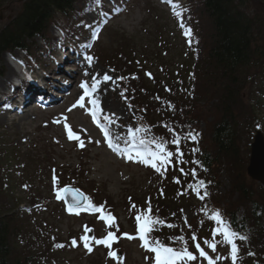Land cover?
I'll list each match as a JSON object with an SVG mask.
<instances>
[{"label":"rangeland","instance_id":"1","mask_svg":"<svg viewBox=\"0 0 264 264\" xmlns=\"http://www.w3.org/2000/svg\"><path fill=\"white\" fill-rule=\"evenodd\" d=\"M78 1L76 0L72 7H75V4L78 8L85 6L84 3L80 5ZM88 1H93L92 8L79 18L84 20V24L74 22L79 26V31L77 38L71 39L70 43H73L74 48H77L80 53L82 50H79V47L83 46V43L86 42L87 46L91 45L90 50L86 52L90 53L89 57H92L90 64L96 61L92 54L95 49L97 51L95 54L98 53V48L99 53L102 54L101 59L95 56L99 60V63L96 62L99 65L101 63V68L109 71V88L105 91V96L122 111L119 118L114 117L112 113L103 116L112 122L115 130H122L119 134L123 140L129 138L124 130L127 127L134 130L140 126L146 130L144 131L146 136L155 140H157L155 137L157 135L152 129L159 130L160 135L166 139V151L172 154L174 164L176 162L180 166L185 163L186 150L188 163L185 169L187 171L180 172V175L179 171L175 170L166 173L158 172L154 171L151 163L146 165L136 159L125 161L123 157L118 159L108 152L103 145L99 131L89 121V107L86 100L83 101L85 103L83 108L77 104L79 99L76 94L80 92V83L85 81L84 78L77 76L74 83L75 88L71 89V94L62 96L63 105L59 109L47 112L35 111L32 117L23 122L21 126L17 125V120H2L0 114V147L6 149L1 155L8 159L6 163L7 187L6 189L2 187L3 198L0 201L5 202V209L16 216V223L19 227L15 242L16 251H22L23 255L26 251L27 255L33 257V264H43V262L51 264L52 259L58 260L54 264H120L118 260L109 258L104 250L101 252L100 247H97L96 240L105 235L106 227L100 224L98 212L97 215H90V211L99 208L116 217L117 234L121 231L136 237L129 239L123 235L122 240L117 244L116 240L112 243L111 250L123 257L122 264H155L153 256L146 259L144 254L139 252L141 244L137 234L136 217L138 214L147 213L149 206L153 208L151 217H159L157 209L163 210L157 203L158 196H160L165 199L164 201L169 198V202L164 203L166 206L164 213L167 217L162 215L158 218L163 222L157 229V233H160L158 236L161 237L158 238L161 241H170L171 245L179 249L187 247L188 251L196 257L194 260L181 261L180 264H208V259L200 256L197 244L208 257L215 261V264H232L231 248L225 249L219 236L213 234L212 222L208 219L206 210L227 211L232 204L235 209L238 208L236 212L238 216L244 213L248 217L245 207L242 206L244 200L233 186H239L241 181L248 189L254 183L264 188V185L250 177L247 171L245 172L247 167L240 163V159L247 163L250 161L251 143L254 141L256 130L253 121L247 116L238 114L236 140H238L237 144L241 153L238 157L239 162L233 167L229 158H220L218 162L221 163L213 166L211 176L209 174L207 177L209 180L212 178L215 185L206 187L200 184L204 180L203 176L198 177L192 174L194 173L192 171L194 169L197 171V168L189 158L190 153L193 155V145L198 144L201 138L198 139L195 135L191 137L189 134H195L194 132L201 133L203 136L208 134L209 117L204 114L199 121L188 126L186 124L189 123V117L193 118L190 114L194 112L186 111V107H183L181 116L179 115L174 120L166 118L158 112L163 107L156 94L152 93L151 97L147 89H143V86L140 88L141 81L151 78L153 74L155 77H162L166 69H169L168 72L172 74L177 71L181 72L185 83L188 81V72L194 70L197 76L198 73L200 74L199 65L195 66L196 69L194 67V62L198 61L199 49L196 47L195 50L191 47L189 38L192 36L188 35L187 30L193 31V28L198 29L199 26L204 31L203 33L208 31L210 19L202 10L204 8L202 1L171 0V5L163 3L162 0ZM24 2L25 0H13L0 10V29L21 12ZM242 2H244L242 9L249 17L260 19L264 17V0H244ZM98 12L101 15L96 17L95 13ZM106 12L109 13L105 15ZM200 21L201 23L197 24ZM88 27L94 28L89 35L86 31ZM52 33L57 35L56 29L48 26L45 34ZM257 35L255 42L258 39L260 45L256 44L264 51L263 29H260ZM25 41L28 45L32 44L37 47L41 45V40L36 35L31 39L26 37ZM96 43H98V48L97 46L95 48ZM56 48L53 50L52 58L43 61L44 66L49 70L57 56ZM123 51L127 56L122 54ZM130 51H133L132 54ZM13 55L15 58L12 60L20 61L23 54L13 50ZM182 56L187 58L184 59ZM129 58L134 60L132 64L128 61ZM7 59L9 60L7 54L2 52L0 67L5 70L4 74L0 75V80L9 77L7 70L12 60ZM65 65L70 66L66 63ZM70 67L76 68L72 65ZM75 74L76 71L71 72V81H74ZM251 76L254 79L246 87V98H243V103L247 104L246 99L250 97V93H253L261 103L259 105L261 121L258 122L257 129L264 137V77H259L257 80L255 75ZM170 90L173 92L175 86L172 85ZM178 91L177 89L175 93ZM257 91L261 92L256 94ZM160 96L168 97L171 93L163 91ZM187 97L191 101L194 99L188 95ZM182 101V98L177 99L178 105L183 104ZM191 101H186V103H191ZM148 102H151L150 106ZM156 109L158 111L153 112ZM188 113L190 116L184 117ZM165 124H169V127ZM69 128L79 137V140L69 139ZM171 128H175L174 132ZM177 138H179L178 145L173 143ZM202 139L206 146L207 138ZM148 148L153 150L149 145ZM149 159L151 160V157ZM156 162L157 160L152 161V163ZM237 166L239 171L243 172V179L237 171ZM67 174H70V178L73 177V187H76L84 196L82 210L70 212L62 203V191L66 187L63 186L66 183L64 178L68 176ZM56 178L60 181L57 182ZM30 179L32 181H29ZM29 183L31 187L28 188ZM167 183L171 184L172 189L169 190V186L165 187ZM195 193L201 195V199H198ZM203 193L207 195L204 196ZM254 199L261 202L257 197ZM36 200L45 201L46 206L40 208ZM89 205L94 207H89ZM138 206L141 207L138 208ZM21 209L27 210L24 211L26 214ZM173 212H176V216L172 218ZM172 220H176V223ZM247 226L248 224L245 226L246 230L249 228ZM86 235L90 238V242L87 240L89 246L91 248L94 246L91 252L84 246L86 241L82 237ZM252 235L255 234L250 232L249 237L252 238ZM70 237L72 241L76 240L75 246L71 244ZM92 237L95 239H91ZM180 237L183 239H179ZM174 241H177V245L173 244ZM206 241H215L216 250L213 251L209 243H205ZM59 243L62 247L57 248L60 251H56L55 248ZM106 249L110 251L108 247ZM239 252L241 255L236 264H241L246 257L244 250H239ZM217 257H222V259L217 260ZM249 261L250 259H246V264H249Z\"/></svg>","mask_w":264,"mask_h":264},{"label":"trees","instance_id":"2","mask_svg":"<svg viewBox=\"0 0 264 264\" xmlns=\"http://www.w3.org/2000/svg\"><path fill=\"white\" fill-rule=\"evenodd\" d=\"M11 1L13 0H0V10L5 8ZM75 1L25 0L21 12L0 29V54L13 49L30 51V47L25 44V38L31 39L36 34L43 35L45 29L52 24L61 22L63 30H65L66 23L61 19L65 16L64 14L69 15L72 4ZM201 1L203 3L202 7H204L202 10L210 19L208 31L206 30L203 33L204 31L198 26V29L193 28L190 35V37L192 36L190 38L191 47L199 49L198 61L194 62V67L199 65L200 74L198 73L197 76L194 70L188 72V81L185 83L181 72L177 71L172 74L168 72L170 71L169 69H166L164 70L165 73H162L164 74L162 77H155L153 74L151 75L153 81H141L140 88L143 86V89H147L148 93L152 90V93L156 94L163 108L159 109V111L156 109L153 112L158 111L162 116L165 115L166 118L174 120L179 115L181 116L183 107H186V111L191 110V112H194L190 114L194 119L189 117L188 122L190 124H186L188 126L192 125L193 122L199 121L204 114L209 117L207 124H209L210 129L208 128L207 130L208 134L204 133L205 136H203L201 133H190L191 137L195 135L198 139L199 137L201 139L206 137L208 140L207 145L205 146L203 139H200L198 144L193 145V155L189 154L191 162L193 161L194 166L197 168V171L194 169L192 174H196L198 177L203 176L204 183L202 184L208 187V185H215V181L212 178L209 180L207 177L209 174L211 176L213 166L221 163L218 162L220 158H229L233 167L239 162L238 157H240L241 153L237 144L238 140H236L238 114L251 119L255 128L258 126V122L260 123L261 121V118H259L261 111L259 105L261 103L258 102L257 97L250 93L252 96L249 94L250 97L246 99L248 100L247 104L246 102L243 103V98H246L247 85L254 79L251 75H255L257 80L259 77H264V51L262 50L263 48L258 46L260 45L258 39L255 42L260 29L264 31V17L262 16V19L256 17V15H254L256 18L249 17L242 9V3H244L242 1L244 0ZM199 23L201 21L197 22V24ZM132 52L130 51L131 54ZM124 53L122 54L127 56ZM201 53L202 55L200 56ZM185 57L183 58L185 59ZM131 58L135 59V57ZM131 58L128 60L130 64L134 61ZM161 68L163 69L162 66ZM2 69L3 67H0V72H2ZM172 85L175 86L173 92L170 90ZM160 89L161 91L159 92ZM177 89L179 90L178 93L189 92L188 96L194 99L191 101L189 97L182 98V103L185 106L183 104L178 105L177 93H175ZM163 91L168 92V94L171 93V96H160ZM258 92L260 93L261 91L255 93L257 94ZM150 101L152 102V100ZM186 101H191V103H186ZM151 102L147 104L150 106ZM244 104H246V107H244ZM190 115L188 113L184 117ZM203 121L205 120L203 119ZM165 125L169 127V124ZM152 130L159 138L160 131L155 128ZM171 130L174 132L175 128H171ZM4 150L6 149L0 147V155ZM185 158V163L180 164V166L175 162L171 171H179V173L177 172L179 175L180 172L185 173L187 171L185 165L188 163L186 150ZM7 160L4 155L0 156V199L3 198L2 187L6 189L7 186L8 178L5 171ZM241 162L243 163L244 161L240 159ZM242 163L241 165L243 166ZM237 171L243 179V172L239 171L238 166ZM244 181L246 182L245 178ZM168 186L169 190L172 189L170 183L165 185L166 188ZM193 187L195 188V186ZM233 188L239 192L240 197L244 200L242 206L245 207L248 217L244 213L238 216L236 214L238 208L235 209L232 204L227 211L220 212L222 217L228 221L229 227L233 232L239 236L246 237V239H235V241H240V245L245 247L244 254H246V257L241 264H246V259H250L249 264H264V188L254 183L248 189L244 187L241 181L239 186L236 187L234 185ZM254 197H257L261 202H257ZM163 199L160 196L157 199L158 205L163 208L162 212L159 211V208L157 209L159 217L162 215L167 217V214L164 213L166 211L164 203L169 202V198L166 199L167 201ZM5 208V202L2 203L0 201V264H33L26 251L24 252L26 256L23 255L22 251H20L21 253L16 251L15 242L19 227L16 223L15 214ZM212 212L206 210L208 218ZM174 215L176 216V212H173L171 217L173 218ZM247 224L248 230L245 229ZM250 232L255 234L252 235V238L251 236L249 237ZM169 233L171 232L169 231Z\"/></svg>","mask_w":264,"mask_h":264},{"label":"bare ground","instance_id":"3","mask_svg":"<svg viewBox=\"0 0 264 264\" xmlns=\"http://www.w3.org/2000/svg\"><path fill=\"white\" fill-rule=\"evenodd\" d=\"M100 6V5H99ZM98 15H101L100 12L95 13V16L98 17ZM42 46H44V43H41ZM83 45H86V42L83 43ZM56 47H54L55 49ZM57 56L53 62L52 68L49 70H46L44 72H36L35 70L31 69H26L23 70L22 73L17 72V61L16 63H13V66L11 64L8 65V74L9 77H7L4 80H0V91H3L7 93L9 92L10 95L16 96L14 92H11L9 90V87L7 86V83L9 81L17 80V81H22L25 82L27 79H30L32 76V82L34 84L32 85L31 88L27 90L26 93H28L29 98L25 99L23 98L26 94L23 95L21 99H24L25 101H22V103L25 105V109H22L21 106L17 101H14V103L11 105V107L6 108L4 110V113L1 114V118L4 121H9V120H17V125L21 126L23 122L29 120L32 115H33V110L31 109L33 103L36 105L37 103H46V104H52L54 101L55 105L52 108H46L44 111H52L54 109H59V107H62L63 103L61 102L60 99H58V94L55 92H63L65 94L67 93H72L71 89H74V83H75V78L79 76L80 78H84L85 81H82L80 83V92L76 94L77 99H79L81 96L84 95L85 89L81 88L82 83H86L90 92V95L85 96L87 98V104L88 107L91 111L96 112V117H99L102 121L101 127H107L110 133V138L115 142L118 143L120 148H125V147H130V144L125 145L124 140H116V137H120L119 131L122 132V130H115L112 126V122L109 121L107 117H104L103 115H107L108 113H112L114 117L119 118L122 115V111H120V108L116 105H114L111 100H107L105 96V91H108L109 88V83L108 80H105V75L108 76V72L101 68V63L100 65L98 64L99 60L97 57L101 59L102 54L99 53V48H98V53L95 54L94 52L92 53L94 55V59L96 61H93V63H89L88 57L90 53H80L79 51H74V52H69V51H63V49L60 47L56 48ZM97 52V51H96ZM83 54V55H82ZM12 55V54H11ZM82 55V57H81ZM97 57H96V56ZM10 55H8L9 57ZM15 58V57H14ZM8 60V59H7ZM9 61V60H8ZM109 62V61H107ZM65 63L68 65L76 66V68H72L73 70L76 71V74L74 76V81L70 85H65L63 81H61V76H65V69L62 66H65ZM8 64V63H7ZM100 68V69H99ZM69 69V67H67ZM62 71V75L56 74L57 72ZM72 71V70H71ZM26 73V76L24 74ZM110 74V73H109ZM28 76V77H27ZM148 79V80H147ZM145 82L148 81H153V77L147 78ZM70 81V80H69ZM27 83V82H26ZM68 83V82H67ZM95 86V90L93 91L92 88ZM153 91L151 90L149 93H152ZM189 92H180L176 94V99L178 98H186ZM92 100H95L97 103L96 105L92 104ZM37 102V103H36ZM4 104L2 103L1 97H0V106H3ZM99 109V110H98ZM44 112L43 110H40ZM129 129L130 128H125V132H127V136L129 135ZM104 140V139H103ZM103 145L109 147L108 141L104 140ZM109 150L111 151L112 154H114L118 159H121L125 154L122 152H118L111 149L109 147ZM242 163V162H241ZM246 167H248L249 163L244 161L242 163ZM246 172V168H245ZM173 223H176V221H172ZM230 228V227H229ZM124 233H116V244L122 240ZM158 239V238H156ZM99 240V239H98ZM221 242H223L224 237L222 236ZM90 242V239H88ZM153 241V240H152ZM139 242L141 244V247L139 249V252H145L148 251L145 247H142V241L139 239ZM92 243V240H91ZM237 249H238V259L240 257V252L239 250H245V247L243 245H240V241H234ZM121 244V243H120ZM224 248L228 249L231 248V245L228 243L223 242ZM123 245V244H121ZM228 245V246H227ZM97 247H100L99 249L104 250L105 254H108L109 251L104 247V244H97ZM95 247V248H97ZM94 246L92 247V249ZM104 248V249H103ZM231 250V249H230ZM118 255V254H117ZM119 256V255H118ZM236 260V262L238 261Z\"/></svg>","mask_w":264,"mask_h":264},{"label":"snow or ice","instance_id":"4","mask_svg":"<svg viewBox=\"0 0 264 264\" xmlns=\"http://www.w3.org/2000/svg\"><path fill=\"white\" fill-rule=\"evenodd\" d=\"M171 2V0H169ZM89 62H91L92 57H88ZM150 75V74H149ZM110 79L107 75H105V80ZM81 88L85 89L84 95H90L88 86L86 83L81 84ZM92 90H95V86H93ZM84 96H81L80 99L77 101V104H79L80 107H84ZM96 101L92 100V104L96 105ZM73 107H76V105H73ZM99 110V109H98ZM71 111V109H69ZM93 118L95 119L96 117V112L91 113ZM67 119V118H65ZM67 127V125H66ZM105 134V138L108 141L109 147L113 148L115 151L122 152L127 155L128 159H136L139 160L140 162L145 163L146 165L151 163V166L156 168L157 171L160 169L157 167L156 163H152L154 160H160L162 163L167 162L165 157H170L172 154L166 152V146L163 141H158V140H152L150 142H146L144 139H140L139 142L137 143V133H141L146 131L145 129L142 128H136V129H129V138L124 139L125 145L131 144V147H125V148H120L118 143H115L111 138H110V133L107 127H104L102 129ZM191 135V134H189ZM68 137L69 139H77L79 140V137L76 136L72 130L69 128L68 129ZM121 137H116V140H120ZM148 143H155L156 145V151L151 150L148 148ZM175 144H179V138L175 139L173 141ZM81 147L83 146V143L81 142ZM144 148V151H140V147ZM135 152V156L131 155L132 152ZM151 157V160L149 159ZM55 180V178H54ZM203 182H201L202 184ZM58 198H60L58 196ZM73 204L78 205L79 201L76 200L75 197H73ZM89 207H94L92 205H89ZM102 207V206H101ZM97 211H100V209H96ZM69 211L72 212L73 208L69 207ZM78 214V213H77ZM210 218L213 219L218 227L215 229V232L222 234L224 237L223 242L228 243L231 245V252L230 256L232 259L233 264H236V260L238 259V249L234 243L235 239H246L244 236H239L237 233L233 232L227 225V222L223 220L222 214L220 213L219 210H214ZM101 219H104L107 224L111 226H115V217L108 215V216H101ZM137 234L138 238L142 241V247H145L147 250L155 253V264H177L178 261L184 260V258H187V260H194L196 257L188 251L187 247L177 250L172 247H169L162 243L159 240H153L150 241L148 238V233L152 232L154 230V227L156 224L163 223L162 221L158 220V218H152L151 217V209L147 210V214H138L137 217ZM171 227V225H169ZM87 231V229H86ZM127 238L133 239L136 237L130 236L127 233L124 234ZM85 242V247L88 249L89 252L92 251V248L89 246L87 243V240L89 239L88 237H82ZM91 239H95V237H92ZM179 239H183V237H180ZM116 240V236L113 232H109L106 237L103 239L96 240L97 244H104L106 247L110 249L108 255L109 257L116 259L122 264L123 262V257L118 256L117 253L113 250H111L112 243ZM73 246L76 245V240L73 239L72 241ZM209 243V247L212 248L213 251L216 250V243L215 241L213 242H205ZM57 247H62V245H57ZM197 249L200 252V256L205 257L208 259V264H215V261L211 259L210 257L207 256L205 251L200 248V246L197 244L196 245ZM218 259H222V257H217Z\"/></svg>","mask_w":264,"mask_h":264},{"label":"water","instance_id":"5","mask_svg":"<svg viewBox=\"0 0 264 264\" xmlns=\"http://www.w3.org/2000/svg\"><path fill=\"white\" fill-rule=\"evenodd\" d=\"M251 143L250 161L247 174L264 185V140L260 132H256Z\"/></svg>","mask_w":264,"mask_h":264}]
</instances>
